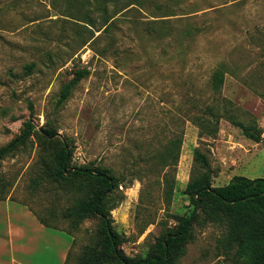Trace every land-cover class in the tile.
<instances>
[{"label": "rangeland", "instance_id": "rangeland-1", "mask_svg": "<svg viewBox=\"0 0 264 264\" xmlns=\"http://www.w3.org/2000/svg\"><path fill=\"white\" fill-rule=\"evenodd\" d=\"M93 4L0 0V147L22 133L26 122L32 128L27 140L0 160V200L21 203L36 218L48 219L54 228L40 244H56L49 254L56 259L59 249L65 250L70 264L93 242L97 219L72 227L62 216L78 194L74 186L43 180L32 186L48 156L37 139L48 118L54 138L74 145L70 166L100 163L119 178L115 196L122 198L110 216L128 256L146 255L176 224L173 215L189 208L183 191L199 169L195 148L209 160L213 185L236 175L264 176V0H144L115 15L109 36L97 30L102 19ZM87 12L95 22L89 29L81 21ZM106 44L108 50L99 54ZM82 67L89 73L57 105L63 84ZM217 71L223 80L214 88ZM207 106L219 116L214 137L199 136L188 119L189 112ZM236 123L261 128L260 141ZM179 134L173 174L138 173L143 162L129 165L132 154ZM165 179L174 181L168 197ZM2 211L0 228L6 227L9 209ZM193 228L194 238L177 264H224L214 249L220 229Z\"/></svg>", "mask_w": 264, "mask_h": 264}, {"label": "trees", "instance_id": "trees-1", "mask_svg": "<svg viewBox=\"0 0 264 264\" xmlns=\"http://www.w3.org/2000/svg\"><path fill=\"white\" fill-rule=\"evenodd\" d=\"M92 1L102 19L97 30L103 28V32L109 36L118 19L115 15H123L136 5H142L144 0ZM81 21L87 29L88 26L95 27L89 12ZM109 47L106 44L96 51L103 55ZM88 73L86 67L76 68L72 80L63 84L56 104L65 101L73 86ZM222 80V71L215 72L212 86L218 88ZM188 119L198 127L199 136L214 137L217 134L219 116L214 114L211 106L201 112H189ZM46 122L48 126L41 133L37 132V139L48 156L42 160L43 167L32 182L33 188L41 185L42 180L57 186L72 185L78 194L71 205L63 210L62 216L69 219L72 227H77L83 219L89 217L97 219L93 242L83 247L74 264H177L185 252L186 244L194 238V225L200 228L210 225L220 229L215 238L214 249L216 257L224 264H264V176L250 178L236 175L225 184L213 185L209 160L199 148H195L193 157L199 169L191 174L183 191L189 197V208L182 214L173 215L176 224L167 228L156 239L146 255L128 256L121 248L123 239L113 228L110 216L111 209L122 198L119 196L116 199L115 196L120 185L119 178L110 166L100 163L70 166L73 143L54 138L56 132L49 123V118ZM240 126L244 135L256 142L260 141L261 128ZM31 133L32 128L28 121L22 133L0 147V160L24 143ZM181 144L182 134H179L161 146H153L144 152L132 154L129 165L133 168L143 162V168H137L138 173L142 170L160 173L166 169V173L173 174ZM173 186V180L165 179L166 197L172 193ZM49 213L52 217L54 208H50ZM37 218L44 226L54 228L48 219L39 215ZM70 263L67 253L64 264Z\"/></svg>", "mask_w": 264, "mask_h": 264}, {"label": "crops", "instance_id": "crops-1", "mask_svg": "<svg viewBox=\"0 0 264 264\" xmlns=\"http://www.w3.org/2000/svg\"><path fill=\"white\" fill-rule=\"evenodd\" d=\"M5 213L6 227L0 228V264H64L66 252L59 249L57 258L50 251L56 244H40L50 227L41 224L34 213L21 203L0 200V219Z\"/></svg>", "mask_w": 264, "mask_h": 264}]
</instances>
